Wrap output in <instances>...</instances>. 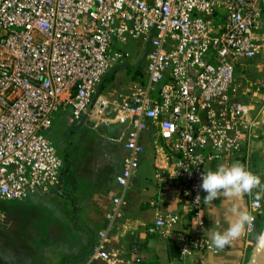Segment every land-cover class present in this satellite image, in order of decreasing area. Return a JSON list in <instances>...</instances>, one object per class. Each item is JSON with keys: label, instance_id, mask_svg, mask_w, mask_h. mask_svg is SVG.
I'll return each instance as SVG.
<instances>
[{"label": "built area", "instance_id": "built-area-1", "mask_svg": "<svg viewBox=\"0 0 264 264\" xmlns=\"http://www.w3.org/2000/svg\"><path fill=\"white\" fill-rule=\"evenodd\" d=\"M263 21L264 0H0V226L3 203L59 192L63 161L44 132L59 108L70 106L77 122L88 115L128 128L129 155L117 178L124 191L83 264H142L108 244L149 121L170 153L167 159L155 142L156 169L170 164L185 207L181 215L158 216L148 233L167 237L185 220L180 258L215 253L205 233L202 173L214 160L237 162L254 143L264 117V77L259 102L236 101L235 71L264 50L255 37ZM132 41L143 44L144 82L114 101L100 89L116 69H134ZM262 208L251 198L255 221L247 237L256 233Z\"/></svg>", "mask_w": 264, "mask_h": 264}, {"label": "crops", "instance_id": "crops-1", "mask_svg": "<svg viewBox=\"0 0 264 264\" xmlns=\"http://www.w3.org/2000/svg\"><path fill=\"white\" fill-rule=\"evenodd\" d=\"M255 37L264 44V21ZM128 69L132 81L140 80L137 68ZM236 69V101L259 102L258 83L264 77V50L256 58L242 61ZM136 77L138 79L134 80ZM126 93L123 87L113 92L110 88L105 96L119 101V96ZM106 115L112 116L113 110ZM127 130L119 124L102 125L88 115L77 122L70 106L59 108L53 115L52 126L44 136L63 161L59 192L37 194L1 205L5 220L0 226V243L13 241L14 247L8 252L15 259L14 264H83L90 257L99 234L110 225L107 216L115 209L114 199L124 191L117 178L129 155L125 148ZM156 141L168 159L170 153L158 138V127L149 121L141 138L145 151L126 189V203L113 222L108 248L124 254L127 259L137 257L142 264H201L202 259L205 264H249L257 237L264 228L263 210L258 215L253 236L247 237L245 232L223 249L214 247L215 253L197 255L193 260L179 256V234L187 230L185 220L167 237L148 233V227L158 216L181 215L185 207L177 183L171 180L170 164L156 169ZM236 161L243 165L246 162L249 170L261 178V185L238 200L221 195L211 203L204 202L205 233L210 240L212 232L223 231L235 218L231 212L233 206L249 211L251 198H264V117L256 128L252 147L244 148ZM230 162L214 160L206 165L205 171H214L219 165L229 166ZM25 247L30 248L29 251Z\"/></svg>", "mask_w": 264, "mask_h": 264}, {"label": "clouds", "instance_id": "clouds-1", "mask_svg": "<svg viewBox=\"0 0 264 264\" xmlns=\"http://www.w3.org/2000/svg\"><path fill=\"white\" fill-rule=\"evenodd\" d=\"M260 185L261 178L258 175L241 163L233 162L230 166L219 165L214 171L203 172L200 188L206 193L203 197L204 202L211 203L221 195L238 200L246 194H251ZM231 212L235 218L228 223L227 228L223 231L211 233L210 246L223 249L253 226L255 216L251 212L241 210L237 206H233ZM257 239L261 244H264V233L259 234Z\"/></svg>", "mask_w": 264, "mask_h": 264}, {"label": "rangeland", "instance_id": "rangeland-1", "mask_svg": "<svg viewBox=\"0 0 264 264\" xmlns=\"http://www.w3.org/2000/svg\"><path fill=\"white\" fill-rule=\"evenodd\" d=\"M127 50L131 54V57H132L131 62L134 66V69L136 68V66H138V64H141L142 67H141L140 71L143 74V71L145 69L144 61L142 64V59L144 56L143 44L140 41L129 42L127 45ZM121 74H124V75H121ZM130 74H131V70H129L128 68L119 69L116 73L113 74L114 77L110 76L109 78H107L103 82V84L101 86V90H100L101 94L107 95L110 91V88H112V92H113L115 89H118V87L119 88L123 87L128 92L132 86V83L134 82V81H132ZM235 76H236V71H235ZM54 146H56V145L54 144ZM262 199H261L262 200L261 202H262L263 207H264V198L262 197ZM31 242H33V241L31 240ZM10 247H14L12 240H10V242H8L7 244L6 243H4V244L0 243V264H12V263L14 264L15 263V259L8 252L9 250H11ZM29 249L30 248L25 247L26 251H29Z\"/></svg>", "mask_w": 264, "mask_h": 264}, {"label": "water", "instance_id": "water-1", "mask_svg": "<svg viewBox=\"0 0 264 264\" xmlns=\"http://www.w3.org/2000/svg\"><path fill=\"white\" fill-rule=\"evenodd\" d=\"M264 233V228L260 234ZM249 264H264V244H261L259 240L253 247L250 255Z\"/></svg>", "mask_w": 264, "mask_h": 264}, {"label": "trees", "instance_id": "trees-1", "mask_svg": "<svg viewBox=\"0 0 264 264\" xmlns=\"http://www.w3.org/2000/svg\"><path fill=\"white\" fill-rule=\"evenodd\" d=\"M141 69V68H140ZM140 69H137V72H136V74H137V76H138V78L140 79V81H142V82H144V75L142 74V72L140 71ZM115 72H112L111 74H109L107 77H106V79L107 78H109L110 76H113V74H114ZM114 77V76H113ZM137 77L136 78H134V80H137L138 79ZM105 79V80H106Z\"/></svg>", "mask_w": 264, "mask_h": 264}, {"label": "flooded vegetation", "instance_id": "flooded-vegetation-1", "mask_svg": "<svg viewBox=\"0 0 264 264\" xmlns=\"http://www.w3.org/2000/svg\"><path fill=\"white\" fill-rule=\"evenodd\" d=\"M142 67V65H140V68ZM262 210L264 211V207L262 208Z\"/></svg>", "mask_w": 264, "mask_h": 264}]
</instances>
